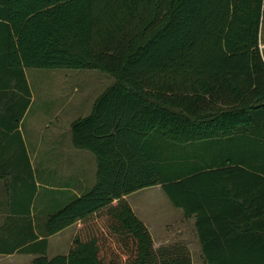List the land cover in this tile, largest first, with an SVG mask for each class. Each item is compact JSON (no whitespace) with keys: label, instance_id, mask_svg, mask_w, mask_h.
<instances>
[{"label":"trees","instance_id":"obj_1","mask_svg":"<svg viewBox=\"0 0 264 264\" xmlns=\"http://www.w3.org/2000/svg\"><path fill=\"white\" fill-rule=\"evenodd\" d=\"M263 22L264 0H0V121L10 130L30 101L25 68L114 78L70 123L73 146L95 157V183L47 216L45 236L114 199L105 220L119 234L115 246L75 239L48 258L29 221L0 252H38L29 264H191L184 244L154 248L123 198L159 184L194 217L206 264H264Z\"/></svg>","mask_w":264,"mask_h":264},{"label":"crops","instance_id":"obj_2","mask_svg":"<svg viewBox=\"0 0 264 264\" xmlns=\"http://www.w3.org/2000/svg\"><path fill=\"white\" fill-rule=\"evenodd\" d=\"M20 121L17 127L11 130L7 122L0 121V248H8L11 245L9 243L15 242V239L9 235L12 228L20 227L29 221L32 231L37 236L36 240L46 238L45 255L48 258L66 255L75 239L84 241L99 237L101 241H110L115 246L119 234L108 226L109 223L105 218L110 206L117 204V199H114L110 206L103 207L86 218L78 219L60 231L45 236L47 216L74 197L86 192L95 183L96 160L84 149L75 148L68 136L63 139L57 135V128H55V136L53 135L49 140L29 145ZM9 135L15 139H9ZM158 148L159 153L162 154L161 140ZM214 150L217 152L214 153V158L221 160L225 153L217 147ZM25 180L28 182L27 185ZM149 188L162 190L157 184L124 195L123 198L148 229L154 248L184 244L188 247L192 258L194 251L200 249L195 235L192 240H187L181 235L176 238L175 231L154 236L153 230L157 227L147 221L143 205L139 206L140 192ZM27 210L29 216L26 217ZM184 219L194 224V217L184 216ZM177 232L180 230L178 229ZM34 247L40 248L36 244ZM38 255L39 253L35 251L0 252V264H29Z\"/></svg>","mask_w":264,"mask_h":264},{"label":"rangeland","instance_id":"obj_3","mask_svg":"<svg viewBox=\"0 0 264 264\" xmlns=\"http://www.w3.org/2000/svg\"><path fill=\"white\" fill-rule=\"evenodd\" d=\"M259 48L264 56V31L259 40ZM25 78L30 89V101L20 122L29 145L49 140L55 136V128L57 135L71 139V121L87 115L94 100L114 81L113 76L98 69L65 67L25 68ZM8 98L7 94V101ZM22 100L20 97L19 102L22 103ZM8 137L15 139L12 135ZM85 151L94 157L91 152ZM139 195V206L143 205L144 216L152 226L157 227L153 230L155 237L172 231L176 232V238L180 235L187 240H192L194 235L197 237L194 224L184 219L182 209L176 207L164 191L149 188ZM178 229L180 232H177ZM196 239L199 249L198 237ZM191 261L192 264H206L200 249L194 251Z\"/></svg>","mask_w":264,"mask_h":264}]
</instances>
